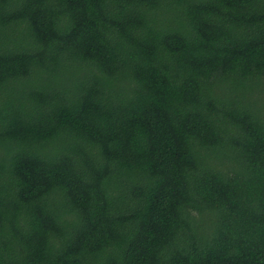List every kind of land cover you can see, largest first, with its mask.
Listing matches in <instances>:
<instances>
[{
  "label": "trees",
  "instance_id": "1",
  "mask_svg": "<svg viewBox=\"0 0 264 264\" xmlns=\"http://www.w3.org/2000/svg\"><path fill=\"white\" fill-rule=\"evenodd\" d=\"M0 264H264V0H0Z\"/></svg>",
  "mask_w": 264,
  "mask_h": 264
}]
</instances>
